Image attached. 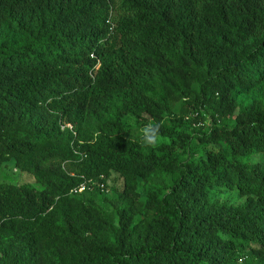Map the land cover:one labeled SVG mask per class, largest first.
Returning a JSON list of instances; mask_svg holds the SVG:
<instances>
[{
	"label": "trees",
	"instance_id": "obj_1",
	"mask_svg": "<svg viewBox=\"0 0 264 264\" xmlns=\"http://www.w3.org/2000/svg\"><path fill=\"white\" fill-rule=\"evenodd\" d=\"M10 160L0 264H264V0H0Z\"/></svg>",
	"mask_w": 264,
	"mask_h": 264
},
{
	"label": "rangeland",
	"instance_id": "obj_2",
	"mask_svg": "<svg viewBox=\"0 0 264 264\" xmlns=\"http://www.w3.org/2000/svg\"><path fill=\"white\" fill-rule=\"evenodd\" d=\"M125 125L127 128H134V120L131 117L126 118ZM171 140L159 138L160 143H170ZM13 184L17 186L22 185H31L37 189H40L35 183L34 178L28 173H22L15 169L14 160H10L2 165H0V185ZM109 187L113 193H121L122 191V181L116 176L113 175L109 182ZM214 199H218L220 202H226L231 205H239L244 199H240L236 193H221L215 194Z\"/></svg>",
	"mask_w": 264,
	"mask_h": 264
},
{
	"label": "clouds",
	"instance_id": "obj_3",
	"mask_svg": "<svg viewBox=\"0 0 264 264\" xmlns=\"http://www.w3.org/2000/svg\"><path fill=\"white\" fill-rule=\"evenodd\" d=\"M139 135L141 142L150 147L159 142V125L149 123L140 129Z\"/></svg>",
	"mask_w": 264,
	"mask_h": 264
},
{
	"label": "built area",
	"instance_id": "obj_4",
	"mask_svg": "<svg viewBox=\"0 0 264 264\" xmlns=\"http://www.w3.org/2000/svg\"><path fill=\"white\" fill-rule=\"evenodd\" d=\"M83 190H84V187L81 186L80 188L74 190L73 193H74V194H76V193H81Z\"/></svg>",
	"mask_w": 264,
	"mask_h": 264
}]
</instances>
